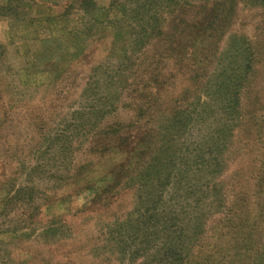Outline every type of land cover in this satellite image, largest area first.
<instances>
[{"label":"rangeland","instance_id":"rangeland-1","mask_svg":"<svg viewBox=\"0 0 264 264\" xmlns=\"http://www.w3.org/2000/svg\"><path fill=\"white\" fill-rule=\"evenodd\" d=\"M172 261L264 264V0H0V264Z\"/></svg>","mask_w":264,"mask_h":264},{"label":"trees","instance_id":"trees-1","mask_svg":"<svg viewBox=\"0 0 264 264\" xmlns=\"http://www.w3.org/2000/svg\"><path fill=\"white\" fill-rule=\"evenodd\" d=\"M210 28V27H209ZM210 30V29H209ZM209 30H208V32H209ZM143 151H144V149H143ZM140 153V152H139ZM142 153H140V155H141ZM169 241V240H168ZM170 243H169V246L168 247H174V241H169ZM175 262L174 261H172L171 262V264H174Z\"/></svg>","mask_w":264,"mask_h":264}]
</instances>
